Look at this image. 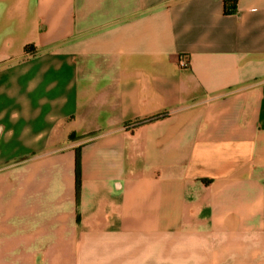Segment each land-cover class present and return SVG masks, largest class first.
<instances>
[{
	"label": "crops",
	"instance_id": "crops-1",
	"mask_svg": "<svg viewBox=\"0 0 264 264\" xmlns=\"http://www.w3.org/2000/svg\"><path fill=\"white\" fill-rule=\"evenodd\" d=\"M225 1L0 0V264H264V0Z\"/></svg>",
	"mask_w": 264,
	"mask_h": 264
},
{
	"label": "trees",
	"instance_id": "trees-1",
	"mask_svg": "<svg viewBox=\"0 0 264 264\" xmlns=\"http://www.w3.org/2000/svg\"><path fill=\"white\" fill-rule=\"evenodd\" d=\"M235 10H236V0H226L224 2V11L226 14H231L235 12ZM24 50L27 53L30 52L32 50V45H26ZM166 115L167 113H160L157 115L146 117L141 120H138L134 125L139 126L148 122H152L160 118H163ZM75 181H76V195L78 198L81 189L80 148L76 149V155H75Z\"/></svg>",
	"mask_w": 264,
	"mask_h": 264
},
{
	"label": "built area",
	"instance_id": "built-area-1",
	"mask_svg": "<svg viewBox=\"0 0 264 264\" xmlns=\"http://www.w3.org/2000/svg\"><path fill=\"white\" fill-rule=\"evenodd\" d=\"M187 64H188L187 59H182L181 60V65L186 66Z\"/></svg>",
	"mask_w": 264,
	"mask_h": 264
}]
</instances>
